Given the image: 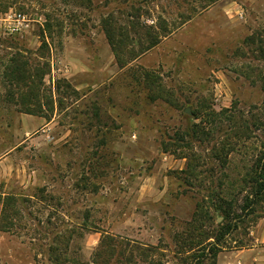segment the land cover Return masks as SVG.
<instances>
[{
  "label": "rangeland",
  "instance_id": "obj_1",
  "mask_svg": "<svg viewBox=\"0 0 264 264\" xmlns=\"http://www.w3.org/2000/svg\"><path fill=\"white\" fill-rule=\"evenodd\" d=\"M204 5L0 0V71L17 52L43 70L25 100H3L0 76V264H116V254L93 259L106 233L159 245L155 259L177 264L172 235L197 227L203 243L190 253L206 250L230 222L225 204L252 199L264 156V0ZM18 14L26 26L9 34ZM36 98L42 112H23ZM29 115L44 123L29 127ZM250 204L216 264H250L232 252L264 249V196Z\"/></svg>",
  "mask_w": 264,
  "mask_h": 264
},
{
  "label": "trees",
  "instance_id": "obj_2",
  "mask_svg": "<svg viewBox=\"0 0 264 264\" xmlns=\"http://www.w3.org/2000/svg\"><path fill=\"white\" fill-rule=\"evenodd\" d=\"M216 0H205L206 7L212 4ZM191 17V13L181 14L180 21L178 24H182L187 21ZM105 22V21H104ZM105 26V33L108 39L109 44L113 47L116 46V42H114L112 38V34L114 30L111 29L110 24L103 23ZM173 26V25H172ZM49 26H47L48 28ZM166 36L168 34L169 27L165 24L162 27ZM121 40L117 41V44L120 43ZM122 43V42H121ZM156 42L150 41L145 47L140 48V52L138 54L130 53L129 56H133L132 59L139 56L141 53L150 49L155 45ZM115 57L120 59V54L114 51ZM129 58V57H128ZM1 81L7 83L8 89L3 91L2 95L3 100H13L21 99L32 94L33 86L35 84V79L42 80L43 70L41 68L37 69L35 67H29V63L24 57L19 53L10 54V57L7 60L1 63ZM33 98V97H32ZM36 104L33 106L34 108L26 107L23 112L29 114H37L42 112L39 99H34ZM35 107H37L35 109ZM254 185L253 192L251 193L252 199L249 200L246 205H233L232 201H228L223 207V217L225 221L224 224L221 225L218 231L214 232L209 238L212 237L214 239L213 244H210L206 250H199L198 253H190L194 246H201L203 241H196L197 236H194V232H196L197 227L189 229L186 233V236L174 234L172 235V240L175 243L173 247V255L176 256L177 264H216V254L221 251V247L224 243L223 237L225 232H230V230L236 228V224L233 222L236 220H240L241 213L246 209V206H250L256 203L258 200L263 199L264 196V156L261 161H258L256 168L254 170ZM233 205V206H232ZM218 207H221L219 205ZM236 208H238L236 210ZM249 213L252 211L249 209ZM2 217V216H1ZM200 236L201 233H197ZM197 242V244H195ZM209 244V243H208ZM165 249V248H164ZM163 247L159 245H147L141 244L135 240L124 239L118 236H112L110 234H104L101 237L100 242L98 244V248L96 249L93 259H101V256H104L105 262L111 256L116 254L119 258L116 261V264H161L160 258L155 259L157 256H163ZM190 253V254H189ZM184 254V256H182ZM137 257V259H136ZM58 256H56L55 260H58ZM65 260V258L63 259ZM93 260V262H94ZM207 261V263L205 262Z\"/></svg>",
  "mask_w": 264,
  "mask_h": 264
},
{
  "label": "crops",
  "instance_id": "obj_3",
  "mask_svg": "<svg viewBox=\"0 0 264 264\" xmlns=\"http://www.w3.org/2000/svg\"><path fill=\"white\" fill-rule=\"evenodd\" d=\"M41 116H33L29 115L26 118V123L30 126L35 125V127L42 125L44 122ZM233 255L231 257H240L242 262L250 263V264H264V249L257 247V244L250 246L247 249H239L232 252ZM230 256V255H229ZM218 264H223L224 262L221 260L220 256L218 257ZM241 263V262H240Z\"/></svg>",
  "mask_w": 264,
  "mask_h": 264
},
{
  "label": "built area",
  "instance_id": "obj_4",
  "mask_svg": "<svg viewBox=\"0 0 264 264\" xmlns=\"http://www.w3.org/2000/svg\"><path fill=\"white\" fill-rule=\"evenodd\" d=\"M5 19H8L5 18ZM26 19H24V17L20 14L18 15H14V17H11L10 23H8V25H6L5 27V31L7 30V32L9 34L11 33H21L23 28H25L26 26Z\"/></svg>",
  "mask_w": 264,
  "mask_h": 264
}]
</instances>
